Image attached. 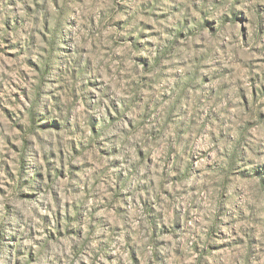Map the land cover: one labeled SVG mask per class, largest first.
<instances>
[{
	"label": "rangeland",
	"instance_id": "rangeland-1",
	"mask_svg": "<svg viewBox=\"0 0 264 264\" xmlns=\"http://www.w3.org/2000/svg\"><path fill=\"white\" fill-rule=\"evenodd\" d=\"M0 264H264V0H0Z\"/></svg>",
	"mask_w": 264,
	"mask_h": 264
}]
</instances>
